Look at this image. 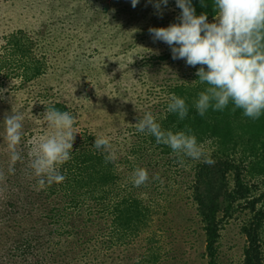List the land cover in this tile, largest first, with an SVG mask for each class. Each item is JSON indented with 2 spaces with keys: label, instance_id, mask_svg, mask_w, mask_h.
I'll list each match as a JSON object with an SVG mask.
<instances>
[{
  "label": "rangeland",
  "instance_id": "374dc122",
  "mask_svg": "<svg viewBox=\"0 0 264 264\" xmlns=\"http://www.w3.org/2000/svg\"><path fill=\"white\" fill-rule=\"evenodd\" d=\"M178 14L174 0H169L162 18L145 0L135 8L130 0H0V40L11 31H20L28 48L27 58L46 65L40 76L24 84L15 78L22 69L21 61L8 62L4 74L0 72V259L15 262L12 256L17 251L11 244L14 233L9 229L24 220L36 192L37 178L31 175L28 154L31 142L46 130L33 116L44 106L61 104L75 117L79 133L74 142L86 138L82 143L92 145L97 136L108 137L109 152L114 154L122 179L120 189L132 188L145 203H154L153 235L160 246L159 264H207L204 238L191 200L165 177L168 172L189 173L186 164L161 162L157 169L146 157L133 155L126 160L128 145L137 133V120L146 112L154 115L163 110L169 87L192 78L196 71L182 59L173 60L168 46L153 42L148 33L150 27L175 22ZM0 46L3 48V44ZM17 112L24 117L17 146L22 160L9 175L2 119ZM135 167L148 172L149 180L140 187L131 183ZM154 174L159 175L158 181L152 180ZM181 181L180 188L188 187L189 175ZM259 186L258 190L264 192V184ZM40 200L43 198L37 202ZM97 228V241H107V236H101L105 233L102 221H97ZM240 228L239 222L232 221L223 230L221 264L241 263L245 239ZM146 244L143 239L135 246L114 245L95 254L83 251L69 264H137V255ZM59 254L41 258L56 261L63 257Z\"/></svg>",
  "mask_w": 264,
  "mask_h": 264
},
{
  "label": "trees",
  "instance_id": "16d2710c",
  "mask_svg": "<svg viewBox=\"0 0 264 264\" xmlns=\"http://www.w3.org/2000/svg\"><path fill=\"white\" fill-rule=\"evenodd\" d=\"M193 6L197 15L206 12L209 22L212 21L211 0H205L203 7L198 0H193ZM0 43L3 44V48L0 46L3 74L8 62L13 61H21L22 69L15 74L19 84L44 72L43 62L27 58L28 48L20 31L5 34ZM8 73L6 71V75ZM195 79L193 74L192 78L168 89V93H175L189 104L188 116L183 121L167 113V102L163 110L153 116L164 129L190 128L204 155L201 160L186 159L184 164L189 173L185 170L179 175L168 172L165 177L172 179L191 200L202 230L207 264L222 263V232L232 221L240 223L245 239L240 264H264V208L258 207L264 205V192L258 190L259 184H264V115L251 120L242 116L240 110L230 111L231 105L222 112L209 110L203 117L197 115L191 102L204 86ZM55 106L65 110L64 105ZM86 140L71 145L72 158L61 166V171L66 170L63 182L39 191L35 185V196L30 198L26 217L21 223L18 221L16 227H10V232L14 233L12 249L17 251L12 256L13 264H69L83 251L95 254L100 249L110 250L114 245L135 246L143 239L147 244L139 251L140 256L137 255L138 264L161 262L160 246L153 235L154 203H145L132 188L120 189L122 179L115 161L112 159L106 164L101 151L93 144L82 143ZM133 155L146 157L157 169L161 162L177 165L175 154L167 146L156 144L153 137L143 133L137 132L128 145L126 160ZM209 156L214 161L211 165L202 162ZM188 175V187L180 188L179 184L184 182L180 180ZM98 220L104 224L105 233L101 236H107V241L96 239ZM53 252H61L59 255L63 257L56 261L41 258ZM0 260V264H11Z\"/></svg>",
  "mask_w": 264,
  "mask_h": 264
},
{
  "label": "clouds",
  "instance_id": "9594fccd",
  "mask_svg": "<svg viewBox=\"0 0 264 264\" xmlns=\"http://www.w3.org/2000/svg\"><path fill=\"white\" fill-rule=\"evenodd\" d=\"M198 2L201 7L205 6V0ZM138 3L140 0H130L133 8ZM145 3L162 18L169 0H145ZM174 4L179 9L175 22L166 27H150L148 33L153 42L168 46L173 60L182 59L187 66L196 68L195 80L204 87L192 100L191 108L203 117L209 110L222 112L231 105L230 111L240 110L244 117L259 119L264 115V0H211L214 13L211 22L206 12L196 14L193 0H174ZM166 111L183 121L188 116L189 104L175 93H169ZM33 118L46 130L31 142L28 154V167L31 175L37 178L36 190L39 191L63 182L66 170L61 171V166L72 158L71 145L79 131L75 117L53 104L44 106ZM23 119L19 112L2 119L9 175L15 173L16 163L22 160L17 146L21 143ZM135 126L138 133L153 137L158 145L167 146L175 154L179 166L184 165L185 158L201 160L204 155L190 128L164 129L150 112L137 120ZM93 146L104 154L106 164L114 159V154L109 152L108 137L97 136ZM202 162L214 163L210 156ZM130 179L134 187H140L149 180L148 172L135 167ZM159 179L158 174L152 176V180Z\"/></svg>",
  "mask_w": 264,
  "mask_h": 264
}]
</instances>
